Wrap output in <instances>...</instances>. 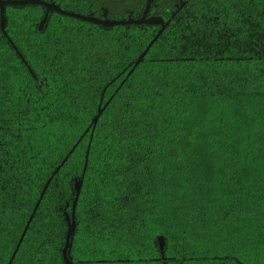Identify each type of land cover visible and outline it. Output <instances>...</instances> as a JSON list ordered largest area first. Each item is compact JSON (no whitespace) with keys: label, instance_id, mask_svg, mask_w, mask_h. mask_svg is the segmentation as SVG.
Listing matches in <instances>:
<instances>
[{"label":"trees","instance_id":"obj_1","mask_svg":"<svg viewBox=\"0 0 264 264\" xmlns=\"http://www.w3.org/2000/svg\"><path fill=\"white\" fill-rule=\"evenodd\" d=\"M157 29L56 16L0 47V264H64L87 149L72 264H264V0Z\"/></svg>","mask_w":264,"mask_h":264},{"label":"flooded vegetation","instance_id":"obj_2","mask_svg":"<svg viewBox=\"0 0 264 264\" xmlns=\"http://www.w3.org/2000/svg\"><path fill=\"white\" fill-rule=\"evenodd\" d=\"M23 0H0V2H14ZM49 5L58 7L60 10L72 13L81 17L91 18L100 21L109 22H125L130 20H139L147 10L145 0L139 8L136 2L143 0H39ZM193 0H151L145 19H158L160 24H140L158 26L157 33L163 32L171 19L181 13L188 7ZM157 2V10H153V4ZM136 3V4H131ZM67 17L48 11L46 8L38 4L23 5H5L2 10L3 26H1V10H0V47L5 48L8 52L13 49L23 47H43L44 27L53 17ZM122 17H135V19H116ZM169 18L166 21L160 18ZM44 18H46L44 20ZM70 18V17H67ZM81 23H89L76 18H70ZM103 28L126 27L137 25H113L102 26L89 23ZM161 24L164 25L163 29ZM162 30V31H161ZM7 56V55H6Z\"/></svg>","mask_w":264,"mask_h":264},{"label":"water","instance_id":"obj_3","mask_svg":"<svg viewBox=\"0 0 264 264\" xmlns=\"http://www.w3.org/2000/svg\"><path fill=\"white\" fill-rule=\"evenodd\" d=\"M151 0L148 1L147 3V7L146 9L148 10V7L150 5ZM23 4H38L41 5L43 7L46 8V14L48 13V11H55L56 13L63 15V16H67L70 18H76L85 22H89V23H93V24H97V25H102L105 27L108 26H113V25H140V24H160V21H158V19H145L146 17V12L145 11L144 15L142 16L141 19L136 20V21H125V22H109V21H100V20H95V19H91V18H85V17H81L72 13H68L65 11L60 10L58 7L53 6V5H49L45 2H41L39 0H23V1H14V2H0V10H1V26H3V17H2V10H3V6L5 5H23ZM46 18H44L45 20ZM162 29L164 27L163 24H161ZM162 31V30H161ZM161 32H159L160 34ZM142 60L139 59L138 61L134 62V65H138ZM131 65H129L130 67ZM102 109H98L97 115L95 116L94 120H93V128L95 127L99 115L101 113ZM93 130L91 131V136H92ZM88 152L89 150H86V155H85V161H84V167H83V171L79 177L78 180H76L74 182L73 185V190H74V199L72 202V207H71V213L70 216L66 215L65 220H66V225H67V231H66V235H65V241H64V246L61 252L62 255V260L64 264H72V262L70 261V259L68 258V251H69V247H70V240L74 234V230H75V211H76V206H77V202L80 196V192H81V188L83 185V179H84V174L86 171V167H87V160H88ZM158 242V247L160 252L162 253L163 249H164V240L162 237H158L157 239Z\"/></svg>","mask_w":264,"mask_h":264}]
</instances>
